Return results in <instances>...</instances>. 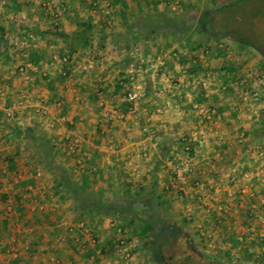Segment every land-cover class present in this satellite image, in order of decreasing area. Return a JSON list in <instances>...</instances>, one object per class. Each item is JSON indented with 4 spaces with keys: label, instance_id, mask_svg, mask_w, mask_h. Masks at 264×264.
Masks as SVG:
<instances>
[{
    "label": "rangeland",
    "instance_id": "rangeland-1",
    "mask_svg": "<svg viewBox=\"0 0 264 264\" xmlns=\"http://www.w3.org/2000/svg\"><path fill=\"white\" fill-rule=\"evenodd\" d=\"M42 1L43 0H27L28 4L25 6V9H27L28 11L27 10L17 11L12 9L10 10L7 4L6 3L3 4L2 0H0V25L4 27L3 32H6L5 35L3 36L5 39L8 40L7 51L10 54V56L12 55L11 58L8 59L6 58L5 55L8 54L7 52L4 53L3 55L0 54V151L2 152V155H7L6 153L10 152V149H13L12 144L14 143L11 141V139L13 141H17L18 139L17 137H14V135H11L10 137L6 136L5 134L6 130L7 128H9L8 121L18 120L19 127L22 125L25 126L26 122H24V118H28V117L30 118L31 116L36 120L40 119L41 127L52 129L54 128L53 125L54 122L52 123L51 121H53V118L51 120L49 117H53V115L55 116V113H58V111L60 112L62 110L61 107L66 106L67 108L68 105H70L69 107L70 110H72V112L74 111L77 112L78 106L77 105L75 106V104H77V101H80L83 98L85 100L89 99L88 103L90 102L89 103L90 106L80 105L78 112H80L82 115H87L86 119L95 118L96 117L95 113L98 114V112L100 113V117L103 114V117L101 118V120H98V122L92 120L86 124V129L90 130L88 134H90V137L94 142L93 145L97 144L96 142L97 139L94 140L93 138H96L98 133L99 135L103 134L102 132L98 131V128L104 129L105 131L104 135L106 133L108 134L110 133L109 136L112 139H114L115 144L120 145L119 147H122L127 143L129 144L130 142L136 140L137 131L140 132L139 134L143 132V130L140 129L139 127L140 123L142 126L144 125L146 127L145 132L151 131L152 132L151 135H153L154 137L171 133L172 132L171 130H177L180 131V133L187 132L190 133V135L193 134L196 136L195 137V140L197 141L196 145H199L197 155H194L192 157H185L183 155L180 156L181 155L180 153L177 155L176 152L174 153V156L176 158L174 161H172L170 158L169 160L166 161V163H168L170 167L169 168L170 170L167 172L168 175L166 181H163L166 183L165 185H163V187H165L164 191L165 192L167 191L166 194L168 195V197H170V199L168 200L166 207L164 206L160 209V213L163 219L179 227L184 232L183 236H181V239L174 246V248L173 249L171 248L169 250V252L171 253L172 260L174 261L173 264H221V263L228 264L229 261L232 260L231 258L235 259L236 262H240L241 264H264V216L261 218L257 217V219L251 220L252 225H255L256 232H258V237L256 236L254 240L250 239L252 243H249V240L248 242H244L246 243V245L250 244L251 246H255L257 248L255 251L247 250L248 252L250 251L253 252L252 257L246 254V251L241 249V247L239 248L238 246L233 251V254H231L232 249L231 250L224 249L222 247L217 248V246H211V245L208 246L204 243V239H209L208 243L216 244L215 240L212 241L213 237L212 236L207 237V233L205 235H202L199 231L194 230V227L191 225L190 222H185L184 220L191 216L190 213L194 214V212L196 211L199 214L194 218V220L196 223H202L203 212H200V210H203L204 207L206 206V204H203L202 201L203 199L202 195L206 192L205 188L200 190L203 192L200 193L199 197H195L196 198L195 201L190 202V200L194 198L192 196L195 195L192 193V191L195 190L194 188L197 187V185L192 184L193 182L190 185L188 184L183 185L180 184L182 183L181 181L180 183H178L179 181H177V184L171 183V181L174 179V176L177 174L176 171L178 170L177 169L178 166L181 165L183 162L188 161L191 167L193 165L191 164L193 163V160L197 161L198 159V162L205 161L204 157H207L206 155L207 150L216 149V148L218 149L229 141L230 143L228 144V146L231 148L232 153L228 154V158L225 161L233 162L238 160L250 165L251 169L241 170L243 174L242 176L248 180L247 183H250L249 180L250 179L253 180L252 177L258 175L256 177L260 178V181H262L264 185V142L262 143V141H264V138H262V140L260 139L261 140L260 143L257 140L254 141L250 140L249 145L244 147L241 143V139L243 138L242 127H244L245 125H249L251 123H255L257 119H259L260 114L264 111V61L262 54L255 49H245L235 41L230 40L228 38H223L219 44V47H221L223 52L222 55H216L214 50L211 51L210 54L204 55L202 61L205 63V66L206 65L208 66V71L202 76H200L201 75L200 73L199 77L195 78V80L193 79L192 82L194 83V85H197V87L200 83L202 84L204 89L208 92L207 99L204 102L199 103L195 99L191 100V98H193L192 96H190L191 94L188 95L185 93L183 94L185 95V97L182 98L183 100L180 97H179L180 100L178 99L179 100L178 102H183L184 103L183 105L189 109V111L187 112L188 122H186L188 123L187 124L188 127L187 125H185L186 123L180 124L181 122L177 121L178 118L179 120L181 119L176 112L178 111V109L180 111L183 110L178 107L175 109V107H173L174 105L172 104L173 103L172 101L175 99L174 94H172L173 92L172 84L174 83L175 80L171 77L170 73L168 72L169 67L168 69L164 67L167 64H162L160 62L163 60V58H160V56L163 55L164 53L160 52L159 48H154L152 46L153 43L148 41L147 43L146 42L143 43L140 47L138 48L136 47L130 50L129 53L127 52L118 53L117 59L120 60L113 61V59L115 58H108L102 63L99 62L98 64V62H96L99 67L98 69L102 68L104 69L102 71L105 72L104 74H102V71L99 73L100 78L103 79L104 77H110L112 80L113 77L117 79V77L121 75L119 71L117 73V66L118 65L121 66L124 64L123 59L125 57H128V55L131 57V60H129L130 63L136 64V62H138V65L136 66L140 68V71L136 72L135 77L131 80L132 81V85L130 84L132 87L131 90H134L138 95H140V97H143L145 90L147 89L150 91L155 90V95H157L156 99L162 104V106L159 107L160 112L155 113L161 117L159 118L158 122L155 121L152 124L150 123L149 120H147V118H145L144 114H140L136 117L138 121V123L136 124L135 122H133V120H123V118L118 117V113H126V111H123L125 109H120V111L114 109L112 112H110L105 116L103 113V111L105 110L100 109L101 107L96 105L98 101L90 99L89 93L91 89L88 85H86L87 87H85V84H83V81H85V79L83 72H81L82 67L83 68L84 66H86L87 68L89 67L88 61L90 60L88 59L75 58V62H74L75 66L72 67V64H70L71 68L68 69L69 71L70 70L72 71L71 74L68 77L59 79L60 81L55 82V84H64V87L61 88L55 85L54 89H50V87L47 85L48 75L45 74V72H47L48 74L49 73L52 74L54 77L56 76V70L60 69V67L56 63L57 58H55V54L59 56L62 50H64L63 47L65 46V43H67L65 40L59 39L57 36L51 37L52 35H50L49 37H38L34 33H32L34 36L37 37L36 47L28 50L29 48L25 49V47L20 45L18 48L12 46L13 43L19 41V39H21L20 37L23 36V35L19 36L20 29L22 26L25 27L26 29L36 30L38 28H41L42 25L47 24V22H50L52 25L53 15L51 13H53L55 9L58 11L59 19H61L64 28L66 29L71 28V21L69 20L66 21L67 20L66 11H69L71 13V10L73 8H76L75 6H73V4H76L78 0H51L52 3L50 5L52 6L49 5V7L43 6ZM87 1L88 0H82V3H87ZM234 1L236 0H190L191 5L194 4L195 7L198 8L200 12L206 9H210L211 7L220 6L223 3L224 4L231 3ZM61 4L64 5L65 13L63 9H60ZM151 4H152L151 7L155 6L152 2ZM146 5L150 8V5L148 3ZM87 6L88 5H86V7ZM29 7H31V10H29L30 9ZM176 7L177 6H174L175 9ZM174 8L172 11H176L174 10ZM178 9L180 10L181 6H179ZM64 14H66V16H64ZM245 16L246 17L244 18L246 19L245 21L246 26L249 27L250 30L254 33L255 37L253 40L255 41V44L260 46L264 50V0H254L253 3H250V5L248 6L247 14ZM65 17L66 20L64 19ZM101 23L105 27V28L101 27V30L103 29L107 30L110 27V25L106 22H103V20H101ZM113 25L115 26V29L117 31H119V29L121 28L119 26V22L114 23ZM215 26L216 23L214 25V28ZM195 37L200 38V37H205V35L204 34L195 35ZM49 39H51V44H47L48 43L47 40L49 41ZM207 42H208L207 44L210 43L211 45L215 46L213 40L209 39L207 40ZM161 44L162 42H159L158 45ZM174 45L176 46L174 47ZM176 47L177 44H175L174 42H169V47L166 49L167 51H165V53L167 55L168 54L171 55V53L175 51L174 49H176ZM35 49H39L38 50L39 54H42V57L45 58L47 63H45L44 61L41 62V64H35L38 67L37 71L34 70V67L25 69L23 72L19 71L18 66L30 61L28 59L30 52H32ZM157 54H159L160 56L156 57L155 55ZM89 55L94 58L96 56L94 52L90 53ZM169 55L167 56L169 58L168 60H170L171 58ZM49 56H51L50 61L49 59H47L49 58ZM97 57L98 56H96L95 60H97ZM13 58L15 60H13ZM48 61L50 62L49 64L52 66L48 65ZM228 63L230 64V66H232V69L235 68L233 71L228 72L223 68L224 65ZM77 66L80 69V71H78L77 73V81L78 82L80 81L78 87L77 84H74L75 82L73 84L72 83L69 84V81H73L72 80L73 78L71 79V77H74V73L75 71H77ZM106 67H108L107 68L108 70H105ZM163 70L165 71L163 72ZM89 75H87V77H89ZM93 75H95V78L100 82V80L96 77L97 74H93ZM31 77H34L33 79L35 80H30L33 82H28V80ZM91 79L92 82L96 81L93 80V78ZM107 79H108L107 81H109V78ZM37 85L40 87L39 92L37 91L34 92V90H36L35 86ZM110 87L114 88L115 83L114 84L111 83ZM110 87L106 91L107 92L106 97H109L112 91H114V89ZM35 100L40 101V104H38L39 106H32V104L33 105L35 104ZM64 100L68 105L63 104ZM110 100L112 101L113 99L111 98ZM141 101L142 98H139L138 99L139 105H141ZM20 102L22 103L19 104ZM185 102L187 103L185 104ZM195 102L198 103V105L196 104L197 107L193 106L189 108V103H195ZM212 106L213 109H211ZM183 113L185 112L183 111ZM207 113L208 115L210 114L212 116L211 119L209 118L206 119L203 116L204 114ZM189 124L193 125V127L189 126ZM58 125L60 127H63L62 123L60 124L58 122ZM58 125L55 127L59 128ZM82 125L83 123H81L80 126ZM137 125L139 127L138 129L136 128ZM121 137L126 139L128 142H125L124 140L119 141L118 139H121ZM74 138H77V135L72 137L69 136L66 139L65 151H67L66 147L68 141ZM92 141L91 143H93ZM7 145H11L10 149L9 147H6ZM93 145H89V147H91L90 150L93 149ZM19 146H21L20 147L21 149L18 147L20 149L18 151L19 159L24 155L28 154L27 153L28 151H33L32 147L28 145L23 144ZM134 147H136V145H130V148H134ZM112 149H115L114 145ZM174 149L176 150L177 147ZM132 151L134 152V154L126 158L125 160L126 161L128 160L127 162L131 163V165L134 164L135 167L138 166L137 168H140L142 172L137 174L133 170V168L129 169L131 172H135L129 176L131 177V180L134 181V184L131 188V192L130 193L125 192L124 190L125 187H123V185L121 184V175L124 174L125 172L122 173L115 172L119 168L118 164H115L114 172L112 173L113 175L112 179L114 180V185L109 186V188L108 187L104 188V186L100 185L96 190L99 192L104 191L105 198L110 203H123L127 200H131L136 203L141 202L140 199H137L133 196V193H135V191L137 190L136 183L140 181L142 182L144 179H146L149 170L145 171L144 169L149 167L150 158L145 159L142 157L143 149H137L135 151L131 150V152ZM18 152L16 156L18 155ZM63 153L65 154V157L68 159V161H72V159H76L77 156L81 157L80 155L81 151H79L77 155H70L68 152L67 153L63 152ZM11 156L13 155L11 154ZM95 158L96 157H94L93 159ZM33 159H31L32 164L36 163L35 154L33 155ZM120 159L121 160L119 159L118 160L119 161L123 160L122 158ZM0 163H2V165L5 164L7 171H9L8 174L5 173L6 177H9L10 175L16 176L15 172L19 173V169L17 170V166L16 169H12L7 166V163L4 160H2V162ZM19 165H20V171L24 172L25 171L24 162L21 161ZM29 167L31 168V166ZM75 168L77 170V167ZM43 176L34 177L33 175L32 178H28V180L26 181H28V186L30 185V188L28 187L29 190L24 191V194L30 196L29 210L32 209L31 211H34L35 215L44 214V212L38 210L37 207L39 204L43 205V209L46 213H51L54 215V217L50 218V220H46L44 219V216H42V219L46 222L47 229L45 228L43 230V224L40 225L39 227V231L40 230L44 231L47 234V236H49V232H50L49 229L53 230L57 228L59 230V234L56 236L55 241L53 243L51 241H48L49 244H52L51 246V249H53L52 251L56 252V250H54L55 247L65 243L66 240L61 241L58 239V237L62 233H64L62 235H64L66 238H71V235L68 234V230H67L68 229L67 225L69 223H75V222L78 223L79 221H84L87 225L86 227H88V230L82 228L81 226L77 228V234L78 235L82 234L83 237L77 241L75 240L76 242L75 244L77 248V254H76L77 257H74L73 260L71 259L70 260L75 264L78 263L79 264H125L126 259L123 256L125 250H122L123 248H121L120 250H118L119 248H116L112 256L101 255L99 261H95L96 258L95 259L91 258L90 261L84 263L83 261L84 257L82 255H84L86 249L94 250V256H97V254L99 255L101 253L100 246L103 247L104 245H106L110 238L112 241L113 240L116 241L117 235H115L114 232L112 233V229H110V225L108 222H104L101 220L102 217L100 218L96 217L95 219L92 220L91 219L78 220L75 217V212L71 205L66 204L63 206L60 205L58 206L57 204L60 203V200L58 199L56 201L53 200L55 199L54 197L56 196L52 191V187L51 188L48 187L47 189L41 188V191L36 190L35 186H37L38 181L42 182ZM3 178L5 179V176H3ZM188 178L190 180L194 179L195 171L191 172L190 170L189 174L186 176V180H188ZM8 180L9 182H13L15 178L9 177ZM241 180H243L242 177ZM19 183L20 182L12 183L13 188L9 189V191H11V194H13L14 190H17L18 187L20 188V190L23 189V187L21 186L22 184ZM173 184L175 186H173ZM166 185H168L169 187ZM40 186L42 185L40 184ZM254 186H255L254 184L251 185L250 187L245 186L242 191L246 193H249V191L254 193V191H256L258 194L264 196V186L259 187L260 185H258L256 186L257 189L256 187L254 188ZM31 187L32 189L34 188L32 195H30V192H32ZM231 190H233L232 187ZM210 194L213 195L214 193L210 192ZM16 197H18V194L15 193L14 201H16L17 199ZM39 197H43L44 200L40 201ZM213 198L210 199L207 205L214 203L213 206H211L212 209L213 208L217 209L219 207L218 209L221 210V207H224V204L220 202L221 200L219 201V199L222 198L221 195L216 194L214 195ZM29 202L26 201V203ZM32 203L35 205L33 208H32ZM228 203H229L228 204L229 207L227 208L229 209L228 211L233 212V210H237V206L239 205L235 201L232 202L229 200ZM258 207L261 210L264 209V200H259ZM261 213L263 212L261 211ZM35 215L33 214V217ZM221 219L222 220L216 219V221H214L215 219L211 218L209 221H206L207 222L206 225L207 227L213 230L216 229L223 232L222 237L224 240L222 243L218 244V245L221 244L222 246L226 244L225 242L226 240L227 241L231 240L229 237L233 238V233H235L238 229H241V227L242 228L248 227L247 223L248 220H250L247 218H238V217L237 218L232 217L230 219L228 218L226 219L221 218ZM217 221L219 223L221 222L222 224L217 225ZM243 221H245V223ZM32 222L33 221L28 219L24 227L22 225V227L27 228V230L26 231L24 230L23 232L22 229V231L19 234L16 232L17 235H22L21 237L23 238L22 241L24 244L27 243V245L28 243H31V241L34 238L33 233L29 232L28 230L29 228L32 227L31 226ZM64 222L67 224H65ZM125 229L127 236H129L131 242L130 248L132 249L133 252L129 258L130 259L129 264H152L153 261L151 260L148 254V251L146 249L147 246L145 244L144 239H141L140 237L131 236L132 229L130 226H127ZM202 236L203 237L205 236V238H202ZM192 246L195 247V249H192ZM54 252H50L51 254L45 256V258L49 257L48 259L50 261V264H54L57 261V259L60 260L59 258L60 256H57ZM230 254L231 257L229 258ZM39 256H42L41 253L39 254ZM39 256L37 257V259L39 258ZM37 259L26 260V258H24L26 263H29V261H31L30 264H37ZM20 262L21 264L23 263L22 261ZM14 264H18V261L14 262Z\"/></svg>",
    "mask_w": 264,
    "mask_h": 264
},
{
    "label": "crops",
    "instance_id": "crops-1",
    "mask_svg": "<svg viewBox=\"0 0 264 264\" xmlns=\"http://www.w3.org/2000/svg\"><path fill=\"white\" fill-rule=\"evenodd\" d=\"M175 1H178L180 3V0H174L172 7L178 6L179 3L175 4ZM187 1L190 2V0H187ZM90 2L92 4H89V6H87V7H86L87 3H82V0H78V2L76 4H73V6H75L76 8L72 7L73 9L71 10V13L68 12L67 20H66V17L64 18L66 21H68V20L71 21V28H69V29L64 28L62 21H60L61 28L64 30H71V29L75 28L73 26L76 25V23H75L76 18L75 17L77 16V12H78L80 14H84L85 18L90 17L92 23L95 25V28L97 30H101V27L103 25L101 23V20H103V22L108 23L110 25V27L107 30L106 29L102 30V31H105L108 33L111 30L112 31L115 30V26L113 24L118 22L117 21L118 18L115 19L116 17H114V14H113L117 8H118V10H119V7L124 8V10L126 9L127 12L129 14H131V13H135V11L137 12V11H141V10L142 11L147 10L149 8L146 5L147 3L149 5L151 4V2L154 4L153 0H124L123 3H121V5L120 4L114 5L111 0H90ZM166 5H167V3L164 2V0H163V1H160L157 6L164 9ZM151 6H152V4L150 5L149 9L154 8V6L153 7H151ZM76 10H77V12H76ZM64 16H66V14H64ZM50 24H51L50 22H47V24H44V25L49 26ZM44 25H42V26H44ZM51 37H56V36L52 35ZM47 42H48L47 44H51V39H49V41L47 40ZM171 42H173V41H171ZM65 45H67V43H65ZM122 46H123V43H121V47ZM175 46L176 45H174V47ZM116 48H117V46L115 47V45L112 44L109 40L105 44V47H100L99 45H97V42L94 41L92 47H89L85 50H80L74 54L73 59L71 61L72 67L75 66L74 65L75 58L76 59L82 58V59L90 60V61H88L89 67L87 68L86 66H84V68L82 67V69H81V72H83L84 79H85V81H83V84H85V87H87L86 85H88L90 87V89H92L93 91H95L97 89H103L104 90L103 95L100 94V98L99 97L98 98L103 99L105 101L106 107L99 105V99L97 100L98 102L96 105L100 106L101 107L100 109L105 110V111H103L105 116L107 114H109L110 112H112L114 109H116L117 111L118 110L120 111V109H125V110H123V111H126V113H124L125 115L123 117V120H133V122H135L137 124L138 121H137L136 117L140 114L145 115L148 112V110H147L148 105L154 104L155 108L153 109V111H151V115H150V117L149 116L147 117V120H149L150 123H152V124L155 121L158 122L159 118H161V117L155 113L160 112L159 107H161L162 104L156 99L157 95L155 96V99L144 97V99H142V101H141V105H139L141 107H139V110L136 113L129 112L128 108H125L123 106L124 102H122L120 99H114L113 98L116 93H120V91L123 90L122 87L120 89L116 90L117 85L121 84V82H123V81H124V83H126V85H128V88L130 86L129 90H131V88H132L131 87V85H132V81H131L132 80V77H131V69L132 68L131 67H134V68L138 67V66H136V65H138V62H136V64L129 62L128 65H124V64L121 66L118 65L117 66V73L119 71L121 75L118 76L117 79L115 77H113V80L110 77H104L103 79L100 78L99 73L104 69H102V68L98 69L99 67H98L96 62H98V64H99V62L102 63L105 60H107L108 58H115V59H113V61L120 60V59H117L118 53L115 52ZM108 50H109V52H108ZM202 50L203 49H201V53L199 56L197 53L198 61H202V58L204 57V55L207 54V53L205 54ZM92 52H94L95 55L98 56L97 60H95L96 56L94 58V57L89 55ZM173 52L178 53V51H176V50ZM132 54H133V51H132ZM168 55L166 53H164L161 56L159 54H157L155 56L156 57L160 56V58H163V61H164L163 64L168 65V66L165 65L164 67L166 69H168V67H169L168 72L170 73L171 77L175 80L174 83L172 84V90H173L172 94H174V96H175V99L172 101L173 102L172 104L174 105L173 107H175V109L177 107L182 109L181 105H180L181 102H178L180 100L179 97L181 98V96L184 93L188 94V95L191 94L190 96L193 97V98H191V100H193L197 96V93L195 92V90H197V85H194V83L192 82V80L193 79L195 80V78H190V77L188 78V76H187V69L190 67L192 62L190 63V61H188L187 64L183 65V64H181V62H179L180 61V57H179L180 55L179 54L177 55L175 53L174 54L171 53V55H169L171 57L170 60H168L169 59L167 57ZM172 56H175V57H172ZM49 57H50V59H49V61H50L51 56H49ZM160 58H159V60H160ZM13 60H15V59L13 58ZM130 60H131V57H130ZM191 60H194V59H191ZM49 61H48V65H50ZM45 63H47V62L45 61ZM203 65L205 66L204 62H203ZM50 66H52V65H50ZM107 68L108 67H106L105 70H108ZM34 70L37 71L38 67L35 66ZM78 71H80V69L77 66V71H75L74 77H71V79L73 78L72 79L73 81H69V84L70 83L73 84L75 82L74 84H77V87L80 84V81L79 82L77 81ZM164 71L165 70H163V72ZM207 71L208 70L201 72L200 76L207 73ZM104 73L105 72L102 71V74H104ZM93 74H97L96 77L100 80V82L95 78V75H93ZM50 75H52V74H50ZM87 75H89V77H87ZM134 77H135V74H134ZM33 78L34 77H31L28 80V82H33V81H30V80H35ZM91 78H93V80H96V81L92 82ZM107 78H109V81H107L108 80ZM104 80H106V81H104ZM111 83L112 84L115 83L114 88L110 87ZM55 85L57 87H61V88L64 87V84H55ZM35 87H36L35 88L36 90H34V92L35 91L39 92L40 87L38 85ZM109 87L114 89V91H112L111 95L109 96L110 99L112 98L114 101L113 100L111 101L109 99V97H106V95H107L106 91L108 90ZM37 97H38V95H37ZM35 98H36V96H35ZM88 100L89 99L85 100L83 98L80 101H77V104H75V106L76 105L78 106L77 112H75V111L72 112V110H70V107H69L70 105H68L64 100L63 104L68 105V114L65 116H62V115H60V112L58 111V113H55V116L53 115V117H49L51 120L53 118V121H51V122L52 123L54 122L53 123L54 128H52V129H47V128L41 127L40 126V124H41L40 119L36 120L35 118H33L31 116H30V118L29 117L24 118V122H26L25 123L26 125L25 126L22 125L20 127L21 128L24 127L23 129H25L29 126H33V127H35V130L37 133L44 134L48 138H50L52 143L55 145L57 151L59 152V157H60L61 163H63L69 170H71L77 179H82L83 176L85 175L87 180H88V183H89L88 185L90 188L97 190L98 186H100V185L104 186V188L105 187L109 188V186H113L114 180L112 179V177H113L112 173L114 172L115 164H118V167H119L115 171L116 173L117 172H120V173L125 172L124 174L121 175V184L123 185V187H125L126 184H128L129 182L132 181L131 177H129V176L132 175L133 173H135V172H131L129 169L133 168V170L135 171L136 168L138 167V166L135 167L134 164L131 165V163L127 162L128 160L127 161L125 160L126 158H128L134 154V152L133 151L131 152V150L135 151L137 149H147L149 151V156H150L157 149V144L161 140H163V138L165 136H167V134H163V135L154 137L153 135H151L152 134L151 131L145 132L146 127H142V125L140 123L139 127L142 130L144 129L143 132L141 134H139L140 132L137 131L136 140L130 142L129 144L124 143L125 145H123L122 147H119L120 145L115 144L114 139H112L109 136L110 133L109 134L106 133L105 135H104V133L102 135H99V133H98L96 138H93L94 140L97 139L96 140L97 144L93 145L94 142L92 141L90 134H88V132H90V130L86 129V124L92 120L98 122V120H101V118L103 117V114L100 117V113L98 112V114L95 113V116H96L95 118L86 119L87 115H82L80 112H78L80 105L90 106L89 105L90 102L88 103ZM186 103L187 102H185V104ZM38 104H40V101L35 100V104L34 105L32 104V106H39ZM190 104L191 103H189V105ZM176 113H177V115L180 116L181 120H179V118L177 119V121L181 122L180 124H184V123L188 122L187 121L188 120L187 119L188 113H186V112L183 113V111H180L179 109ZM105 116H104V119H105ZM8 122H9L8 123L9 128H7L5 134L7 137L8 136L10 137L11 135H13V129L19 127V123H18V120L17 121L12 120V121H8ZM58 122L60 124L62 123L63 127H60L58 125ZM69 123L71 125H73L72 128H70L68 126ZM81 123H83L82 126H80ZM187 124L188 123H186L185 125H187ZM57 125L59 126V128L55 127ZM189 126L193 127V125H191V124H189ZM80 127H82V128H80ZM139 127L137 125L136 128L138 129ZM187 127H188V125H187ZM83 129H85V130H83ZM134 129H135V127H134ZM81 131H83V132H81ZM98 131L103 132L104 129L98 128ZM92 132H94V131H92ZM22 133H23V131H20V134H22ZM75 135H77V139L80 141V144H79L80 150L79 151H81V154H80L81 157L77 156V163H76L75 159H72V161H68V159L65 157V154L63 153V152H65V145H66L65 141H66V139L69 136L72 137ZM173 135L175 138H178V139L186 137L189 141H192V142L197 144V141L195 140L196 136L193 134L190 135V133H187V132L180 133V131H176L175 133H173ZM127 137H128V135H127ZM122 138L123 137H121V139H118V140L119 141L124 140L125 142H128L126 139H124V138L122 139ZM11 141L14 143V144H12L13 149H10L11 145H7L6 147H9L10 152H7L6 154L7 155L12 154L14 156V160H15V163L17 166V170L19 169V173L15 172L16 176L10 175L9 177L15 178V180L13 182H20L22 184L21 186L23 187V189L20 190V188L18 187L17 190H14V192L12 191L13 194H11V191H9V189L13 188V186H12L13 182H9V180H8L9 177H6V175H5V173L6 174L9 173V171H7V169H6V165L5 164L2 165V163H0V165H1V168H0V264H14V262H17V261H18V264H21L20 261L23 262L22 264H30L31 261H29V263H26L24 258H26V260L27 259H35L36 260L40 253L42 256H39V258L37 259V264H47L46 260H45V256L51 254L50 252H54V251H52L53 249H51L52 244H49L48 240L44 239L45 237H47V234L42 230L39 231V227L42 224H43V230L46 228V222L42 219L43 214H41V215L36 214L35 215L34 211H31L32 209L29 210L30 209V202H29L30 196L27 194H24V191L29 190V188H30V185L28 186V181H26V180H28V178H32V176H33L32 173H33V170L36 168V165L37 166L40 165L37 163H33V164L31 163V159H33V155H34V151H35V146H33V144H31L32 145L31 146L30 141L26 138H18L17 141H13L11 139ZM91 141L93 143H91ZM226 143H227V147H225ZM226 143L218 149L216 148V149L207 150V153H206L207 157H204L205 161L198 162V159H197V161L193 160V163H191V164H193L191 166V172L195 171V178L191 179L192 181L188 178V180H186V182L180 183V181L177 179V176L175 175L174 179L171 181V183L177 184V181H179L178 183H180V184L190 185L193 182L192 184L197 185V187L194 188L195 189L194 191H196V192L192 191V193L195 195L192 196L194 198L191 199L190 202L195 201V199H196L195 197H199L200 193L203 192L200 190L205 188L206 192L202 195L203 199L201 198L203 201V204H206L204 209L200 210V212H203L202 223H196L195 222L194 218L196 216H198V214H199L196 211L194 212V214L190 213L191 216L189 218H190L191 225L194 227V230L199 231L202 235H205L207 233V237L212 236L213 237L212 241H214V240L216 241V244H211V243H208L209 239H204V243L206 245L217 246V248L222 247L224 249H230V250L232 249L231 254H233V251L238 246L239 248L241 247V249L246 251V254H248L249 256L252 257L253 252H251V251H253V250L255 251L257 248L255 246H251L250 244L246 245V243H244V242H248V240H249V243H252V241H250V239L254 240V238L256 236L258 237V232H256L255 225H252L251 220L257 219V217L261 218L264 216V209L261 210L258 207L259 200H264V196L261 194H258L256 191H254V193H252L251 191H249V193H246V192H243L242 190L244 189L245 186L250 187L253 184L255 185L254 188L258 185H260L259 187L264 186V185H263V182L260 181V178L256 177L258 175H255V177H252L253 180L250 179L249 180L250 183H247L248 180L242 176L243 174H242L241 170L251 169L250 165L243 163L241 161H238V160L233 161V162L232 161H225L228 158V154L232 153L231 148L228 146V144L230 142L228 141ZM23 144L32 147L33 151L27 152L28 154H26V155L28 157L26 155H24L23 157H21L19 159V152L18 151L21 149L20 148L21 146H19V145H23ZM89 145H93V149L90 150L91 147H89ZM113 145L115 146V149H112ZM130 145H136V147L130 148ZM176 146H177V144L174 146V148H176ZM15 147H17V148H15ZM198 147H199V145L195 146V155H197ZM17 152H18V155L16 156ZM62 154H63V156H62ZM7 155H3L2 158H4V156H7ZM94 157H96V158L93 159ZM23 158H25V159H23ZM120 158H122L123 160L119 161V160H121ZM79 160H80V163L78 162ZM21 161L24 162V164H25V166H24L25 171L23 170L24 172L20 171V165L19 164L21 163ZM33 161H34V159H33ZM29 166H31V168ZM75 167H77V170ZM169 168L170 167H169L168 163H166L165 165H163L162 169L159 171V173H160V185L162 187H163V185L166 184L163 181H166V178L168 175L167 172L170 170ZM149 169H150V165H149V167H147L144 170L147 171ZM44 171H45V169H44ZM141 172H142V170H141ZM44 175H46V171H45ZM3 176H5V179L3 178ZM241 177L243 178V180H241ZM189 180H190V182H189ZM132 182L134 184V181H132ZM40 184L42 186H40ZM174 184H173V186H175ZM52 185H53V179L45 178L43 180V178H42V182L38 181L37 186H35V189L38 191H41V188H43V189L44 188L47 189L48 187L51 188ZM166 186H168V185H166ZM231 187L233 188V190H231ZM251 188H253V187H251ZM256 189H257V187H256ZM31 190H32V192H30V195H32L34 188L32 189V187H31ZM124 190H125V192L127 191L126 189H124ZM102 192H104V191H102ZM210 192H212L214 194L211 195ZM15 193L18 194V197H16L17 198L16 201H14L15 200ZM216 194L221 195V197H222L221 199H219V201L221 200L220 202L222 204H224V207H221V210L218 209L219 207L218 208L216 207L217 209H215V208L212 209L211 206H213L214 203L207 205L209 203L210 199L213 198L214 195H216ZM262 196H263V198H262ZM54 198L55 199H53V200L56 201L57 196ZM39 200L42 201V200H44V198L39 197ZM229 200L232 202L235 201L239 205V206H237V210L232 209L233 212L228 211L229 209H227V208L229 207V205H228ZM26 201H28L29 203H26ZM25 203H26V205H25ZM66 204L72 206V203L70 200L60 201V203L57 205L63 206ZM34 206L35 205L32 203V208ZM261 211L263 213H261ZM42 212L45 213L44 210ZM33 214L35 215L34 217L37 218L38 220H36L33 217ZM31 217H32V219H31ZM232 217L250 219V220H248V223L246 221L248 227H246V228L241 227V229H238L235 233L232 232L233 238L229 237L231 239L230 241L226 240L225 241L226 244L223 246L221 244L218 245L219 243H222L224 240L222 237L223 232L216 230V229L213 230V229L207 227L206 221H209L211 218L215 219L214 221H216V219L222 220L221 218L230 219ZM3 218L5 219V222H7V227L4 229H2V227H1V223H2L1 221ZM28 219L33 221L31 223L32 227L29 228L28 230H29V232L33 233V235H34V238L31 241V243H28L29 246L27 245V243L26 244L23 243V241H22L23 238H21L22 235H17V233L19 234L22 231V229H23V232H24V230L25 231L27 230V228H23V227L26 224ZM108 219H109V217H102L101 218V220L104 222H108ZM36 221H38V222L36 223ZM39 221H41V223H39ZM243 222L245 223V221H243ZM218 223L219 222L217 221V225L222 224L221 222L219 224ZM22 225H23V227H22ZM210 230H211V232H210ZM39 232L42 233V235L40 237L42 238L43 241H39L38 243H35L36 239L39 237V235H38ZM202 238H205V236L204 237L202 236ZM32 242H33V244H32ZM247 250H251V251L248 252ZM231 254H230V256L228 255L229 258L231 257ZM15 259H17V260H15ZM231 259L232 260L229 261V264H238V263L240 264V262H236L235 259H233V258H231ZM65 261L66 262L64 263V261L57 259L56 264H75L71 260H68V261L65 260ZM152 261H151V263H152ZM33 263H34V261H33ZM152 264H158V263L153 261Z\"/></svg>",
    "mask_w": 264,
    "mask_h": 264
},
{
    "label": "trees",
    "instance_id": "trees-1",
    "mask_svg": "<svg viewBox=\"0 0 264 264\" xmlns=\"http://www.w3.org/2000/svg\"><path fill=\"white\" fill-rule=\"evenodd\" d=\"M111 1L114 5H121L124 0ZM160 1L153 0L155 4L153 9L135 11V13L131 14H129L126 9L124 10V8L119 7V10L117 8L113 14L116 17L115 19L118 18L117 21L121 27L119 31L115 29L107 33L102 30H97L90 17L85 18L84 14L77 12V16L75 17L76 25L73 26L75 28L71 30H62L61 23L58 25H44L36 30L26 29L22 26L19 36H25L32 33L38 37H49L50 35H53L67 42V45L64 46V50H62V54L66 55L68 60L63 61L61 56L56 61L60 67V69L56 70V76L54 77L53 75L47 74V85L50 89L55 88V82L60 81L59 79L68 77L71 74V71L68 69L70 68L74 54L80 50L92 47L94 41H96L100 47H105V44L109 40L115 45V47L117 46L115 49L116 53H129L130 50L136 47L138 48L148 41L153 43L152 46L154 48H159L160 52L165 53V51H167L166 49L169 47V42L173 41L178 46L175 50L178 51V54L180 55L179 62L183 65L187 64L188 61H190V63L192 62L187 69L188 78H198L201 72L208 70V66L205 67L202 61H198L197 59V53L199 56L201 49H203L202 51H205V54H210L213 50L216 55L223 54L221 47H219L220 41L223 38L233 40L245 49L257 50L262 54L264 61V50L255 44V41L253 40L255 37L254 33L246 26V19L244 18L246 17L245 15L247 14L248 6L250 3H253L254 0H236L231 3H223L220 6L211 7L210 9L201 12L194 4L191 5L187 0H180L176 9L172 7L174 0H164V2L167 3L165 9L157 6ZM89 2L90 0L87 1L88 6L89 4H92ZM5 3L10 10L17 11L26 10L25 6L28 4L27 0H5ZM179 6H181L180 10L178 9ZM29 8V10H31V7ZM173 8L176 11H172ZM60 9H63L65 13L63 4H61ZM66 12V14H68L69 11ZM215 23L216 26L214 28ZM102 28H105L104 25H102ZM3 29L4 27L0 25V54L2 55L6 52L8 53V40L3 36L6 33L3 32ZM202 34H204L205 37H195V35ZM209 39L214 41L215 46L210 43L207 44V40ZM159 42H162V44L158 45ZM121 43H123L122 47L120 46ZM8 54L5 55L6 58L9 59L12 55L10 56V54ZM28 59L34 64H41V62L46 61L45 58L42 57V54H39L38 49L30 52ZM47 59H50V57ZM191 59H194L195 61ZM123 60L124 65H128L130 56L128 55V57H125ZM223 68L228 72L235 69L234 67V69H232V66H230L229 63L225 64ZM121 87L122 84L117 85L116 90ZM153 91L148 89L145 90L143 97L140 98L144 99V97H147L155 99V90ZM195 92L197 93V96L195 97L197 102H204L207 99L208 92L204 89L201 83L198 85ZM103 93V89H97L95 91L91 89L89 97L90 99L97 101V99L100 98V94L103 95ZM183 97H185V95H182L181 99ZM180 104L182 110L187 113L189 109L183 105V102ZM123 106L128 108L129 103L124 102ZM190 106L193 107V103L189 105V108ZM61 108L60 115H67L68 107L66 108V106H64ZM154 108V104L148 105V112L145 114V118L151 115V111H153ZM211 109H213V106ZM68 126L70 128L73 127L70 123ZM142 127L145 126L143 125ZM242 128L243 138L241 139V143L243 147L248 146L250 140H257L260 143L262 138H264V111L260 114L259 119H257L255 123L245 125ZM20 131H23V133L20 134ZM171 131V133H167V136L157 144V149L150 155V169L146 179L142 182L140 181L136 183L137 190L133 193V196L140 199V203L131 200H127L123 203L108 202L105 198L104 192H99L89 187L85 175L82 179H77L72 171L61 163L59 152L51 139L44 134L37 133L35 127L29 126L25 129L21 127L14 128L13 135L17 138H26L30 141V144L35 146L34 154L36 163H39L41 167L45 169L47 175L43 176V180L45 178L53 179V193L60 201H71L76 219L92 220L96 217L114 218L117 219L120 225L124 228L127 226L131 227V236L140 237L146 242L147 238L150 236L149 234L160 232L161 227L167 222L162 218L160 209L164 206L166 207L170 197L166 194L167 191H164L165 187L162 189L160 185L159 171L169 158L172 161L176 159L174 156V153L176 152L177 155L180 153V156L183 155L185 157H192L195 155L196 143L192 141L189 142L187 138H175L173 133L177 130ZM263 142L264 141H262V143ZM176 144L177 149L175 150L174 146ZM187 146L188 149H185ZM65 152L67 153L68 151ZM2 156V152L0 151V162L4 160L8 167L16 169V163L13 156H5L4 158H2ZM132 186V181L126 184V192L130 193ZM43 216L46 220H50V218L54 217L53 214L46 212ZM35 219L38 220L37 218ZM184 220L185 222H190V218ZM1 222L2 229L6 228L7 222H5L4 218ZM37 222L38 221H36V223ZM39 223H41V221H39ZM49 230V236L44 239L53 243L59 230L57 228ZM38 235L39 237L36 239L35 243L43 241L40 237L42 233L39 232ZM82 237V234H77L78 240ZM75 238V236H71V238L66 239L64 244L55 247L54 250H56V252L54 253L57 256H60L59 258L60 260L62 259L61 261L66 259L67 261L70 259L73 260L74 257H77ZM116 244V241H112L110 238L106 245L103 247L100 246L101 253L99 255L97 254V256H94V250L86 249L84 255H82L84 257V263L90 261L91 258H96L95 261H99L101 255L112 256L116 250ZM48 258L46 257L45 260L50 264ZM65 262L66 261H64V263Z\"/></svg>",
    "mask_w": 264,
    "mask_h": 264
},
{
    "label": "built area",
    "instance_id": "built-area-1",
    "mask_svg": "<svg viewBox=\"0 0 264 264\" xmlns=\"http://www.w3.org/2000/svg\"><path fill=\"white\" fill-rule=\"evenodd\" d=\"M42 5L45 6V7H49V5L52 3L51 0H43L42 1ZM2 3L5 4V0H2ZM179 2L178 1H175V4H178ZM52 6V5H50ZM55 8V6H54ZM53 8V9H54ZM57 10L55 9V11H53V13H51L53 15V24L55 25H58L60 24V19H59V14H58V11L56 12ZM58 17V18H57ZM21 39H19V41L13 43V47L15 48H18L19 45L20 46H23L26 48H29L28 50L34 48L37 46V37L34 36L33 34H29V35H23L22 37H20ZM37 50V49H35ZM32 51V50H31ZM34 51V50H33ZM205 52V51H203ZM177 54L176 52H173V54ZM62 56V57H61ZM62 58L63 61H67V56L66 55H63L62 52L61 54L58 56L55 54V58ZM162 60V59H161ZM160 61V60H159ZM162 64L164 63V61H160ZM36 65L32 62V61H28L26 62L25 64H21L18 66L19 68V71H24L25 69H28V68H33L35 67ZM140 71V68L137 67V68H132L131 69V77L132 79L134 78V74L136 72H139ZM45 74H48L47 72H45ZM65 74V72H64ZM122 84V91H120V93H116L114 95V99H120L122 102H128L129 103V107H128V110L129 112H132V113H136L138 110H139V102H138V99L140 98V95H138L134 90H129L128 89V85H126V83H121ZM142 96V95H141ZM22 102H20L19 104H21ZM196 104L198 105V103H193V106L197 107ZM99 105L100 106H105V101L103 99H99ZM39 110V109H38ZM124 113H118V117L120 118H123L124 117ZM111 116V115H110ZM206 119L209 118L211 119V115L208 113L207 114H204L203 115ZM111 118V117H110ZM104 133V131L102 132ZM79 144H80V141L77 139V138H74V139H70L68 141V144H67V151L70 155H77L79 150H80V147H79ZM185 149H188V146L185 147ZM142 157L143 158H150L149 156V151L147 149H143V152H142ZM76 160V163H77V158L75 159ZM80 163V160L78 161ZM178 170L176 171L177 172V179L181 182H186V176L189 174L190 170H191V167H190V164L188 163V161L186 162H183L181 165L178 166L177 168ZM135 172L138 174V173H141V169L140 168H137L135 170ZM45 174V171L44 169L41 167V166H37L35 169H34V177L35 176H39V177H42L43 175ZM38 210L39 211H43V205H38ZM65 223V222H64ZM108 223L110 225V229H112V231L114 232L115 235H117V239H116V248H119L118 250H120L121 248H123L122 250H125L124 251V258L126 259V263L125 264H129V261H130V255L133 253L132 252V249L130 248V240H129V236H127V233H126V229L120 225L119 221L117 219H114V218H109L108 219ZM67 224V223H65ZM82 227V228H85L88 230V227H86V223L84 221H79L78 223L75 222V223H69L67 225V230H68V234L71 235V236H75V240L77 241V228L78 227ZM64 234V233H62ZM60 235L58 237L59 240H66L67 238L64 236V235ZM96 240V239H95ZM127 248V250H126Z\"/></svg>",
    "mask_w": 264,
    "mask_h": 264
},
{
    "label": "flooded vegetation",
    "instance_id": "flooded-vegetation-1",
    "mask_svg": "<svg viewBox=\"0 0 264 264\" xmlns=\"http://www.w3.org/2000/svg\"><path fill=\"white\" fill-rule=\"evenodd\" d=\"M183 234L184 232L179 227L169 222L161 227L160 232L149 234L145 243L150 258L158 264H173L169 250L174 248ZM192 249L195 247L192 246Z\"/></svg>",
    "mask_w": 264,
    "mask_h": 264
}]
</instances>
